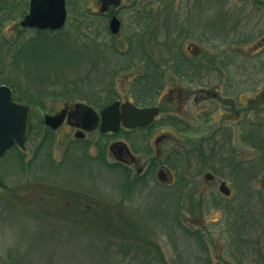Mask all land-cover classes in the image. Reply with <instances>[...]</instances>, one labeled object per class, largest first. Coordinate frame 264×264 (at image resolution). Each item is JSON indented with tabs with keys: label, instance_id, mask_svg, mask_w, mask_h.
I'll return each instance as SVG.
<instances>
[{
	"label": "rangeland",
	"instance_id": "374dc122",
	"mask_svg": "<svg viewBox=\"0 0 264 264\" xmlns=\"http://www.w3.org/2000/svg\"><path fill=\"white\" fill-rule=\"evenodd\" d=\"M29 1L0 0V85L32 108L25 150H11L0 159V264H205L208 258L212 264H239L226 253L227 221H236L220 208L209 209L206 198L236 205L234 167L264 154L243 141L249 130L264 137V0H148L158 9L167 6L169 17L148 23L141 46L110 40L107 25L81 30L72 19L62 30H27L13 39ZM182 30H194L202 39L186 36L181 42ZM180 43L192 63L189 71L175 56ZM148 60L159 68L152 69ZM148 70V83L137 80ZM134 84L149 91L141 107L164 110L156 128L110 135L95 131L77 140L74 127L63 125L53 131L49 149L47 143L39 151L46 115L77 104L100 111L115 100L136 103ZM172 89L175 99L180 91L189 101H166ZM201 91L209 97L197 94ZM116 141L128 145L143 175L155 160L154 178L127 200L121 173L99 162L87 164L83 155L96 156L100 145L109 162H121L109 151ZM66 151H71L69 158L81 156L66 159L62 169ZM172 152L179 153L180 162ZM135 166L126 168L137 178ZM161 169L165 181L158 176ZM259 169L257 177L248 173L246 178L252 193L264 199V171ZM207 174L213 176L209 181ZM181 179L190 188L179 207ZM223 182L229 193L221 190ZM255 205L248 209L256 210L260 224L255 221L244 239L249 251L243 264H264V208ZM176 210L186 228L213 235L205 238L208 255L181 234ZM121 217L124 221L114 227ZM125 226L129 237L119 239Z\"/></svg>",
	"mask_w": 264,
	"mask_h": 264
},
{
	"label": "trees",
	"instance_id": "16d2710c",
	"mask_svg": "<svg viewBox=\"0 0 264 264\" xmlns=\"http://www.w3.org/2000/svg\"><path fill=\"white\" fill-rule=\"evenodd\" d=\"M140 46H141V44H140ZM142 57H146V55H142ZM148 62H150V66H152L151 67L152 69L154 68L155 70H157V68H159V66L157 64L151 62L150 60H148ZM187 62L189 63V65H192L190 60H187ZM189 69H188V71H189ZM150 78H151V71L148 70V73L146 75H144L143 77H141L137 80H142V81H145V83H148ZM133 87H134V90L131 93V95H133V98L136 97V100H135L136 103L141 104V105H146V104H143V103H146L145 101H147V99H144V96L149 91L148 92L143 91L142 89L137 87V84H134ZM145 88H146V84L144 85L143 89L146 90ZM113 94H115V96L118 97V95H116L115 92H113ZM137 96H139V97H137ZM24 101H26V100H24ZM157 126H158L157 124H154L149 128L150 129L156 128ZM31 130H32V128H31ZM243 137H244L243 141L245 143H247L246 147L249 146L250 148H252L258 152H261V151L264 152V150H263V148H264V137H262L260 134H258L255 130H249V134H244ZM53 138H54L53 130L47 128L45 138L42 140V142L40 143V145L38 147L39 151H41V149H45V147H48V149H49ZM47 143H48V145L43 147V145L47 144ZM98 146H99V151L97 152L96 156L89 157L88 155L83 154L84 156H86V163L91 164V162H99L101 164V166L105 167L107 170L120 172L121 177L120 176L119 177L121 179V186H122L121 188L123 189L122 190L123 196H126L125 200H127V198H129V197L131 198V195L134 191L144 189L146 187V184H148V181L154 178V174H155V170H156L154 159L151 160L152 164H150L148 170L146 171V173L143 176L140 175L139 177L134 178L132 176V174L129 172V170L123 166L122 163H115V164L109 163L106 159L105 148L101 147L100 145H98ZM12 150H14L16 153L19 150V152L21 153V150L17 147H15ZM70 152L71 151H66V153H65L66 157H64L62 162H60L61 164H59V165H62V169L65 167L64 161L69 158L67 155ZM148 152L151 154L150 150H148ZM80 156H81L80 154H75L71 158L76 157L78 159ZM172 156H174L175 159H177L179 162L181 161V158H180V155L178 152H172L171 157ZM71 158H69V162L71 161ZM18 159L20 160L21 166H24V161H23L22 157L20 156V158H19V156H18ZM259 168H261V170L264 171V154H262V156L259 159L255 160L253 162H243V163L234 167L235 170H234L233 175L231 177V181H233L235 188H236V192H237V199H236L237 203H236V205L231 206L229 203L221 200L220 198H218L216 196H214L213 198H212V196L211 197L207 196V198L205 197L206 202H208L210 204L209 209H212L213 207L214 208H220L224 211L225 214H227V216L229 217L228 220L236 221L234 223L227 221V225L229 226V228H228L227 233L225 234V238L227 239V242H228V251L226 253L228 256H231L232 258H238L239 264L245 263V259L248 256L249 249H248L247 242L244 239L249 234L252 233L253 227H251V225H254L255 221L258 224H260V222L257 219L261 218V217L256 215L255 209L251 210V209H248V207H249V205L257 204V205L262 206L264 208L263 197L259 193L258 194L252 193L250 182L246 178V174H248V173L252 176L253 179L255 177H257L258 173L260 172ZM181 180L183 181V187L184 188H181V196H180V199L178 200L179 207H180V204L184 201L185 195L183 193L190 188V183L188 181H185L183 179H181ZM73 198H77V197L74 196ZM257 205H255V206H257ZM174 218H175V221L177 223V228L179 229V231H181V234H183V236H185V238L195 241L196 244L199 246L200 250L208 255L209 254V245H208V243H206L205 238L212 237L213 235L210 234V232L207 229H202V230H193L192 229V230H190L189 228H186L182 224L181 219L179 217V213L177 210L174 213ZM233 218H235V219H233ZM236 218H238V220H236ZM122 221H124V219L122 217H121L120 221H115V223L113 224L114 227L117 228V224L121 223ZM125 222H126V220H125ZM124 229L125 230L122 231L121 235L118 236L119 239H122V237L126 233L129 232V230L126 226ZM110 236L116 238V236L113 235V233ZM127 237H129V233L127 235H125V237H123V238L126 240ZM120 247H123L122 244L118 245V248H120ZM162 262L165 263V260L163 259ZM204 262H205V264H212L211 259H209V258L207 260L205 259ZM224 264H226V263L224 262Z\"/></svg>",
	"mask_w": 264,
	"mask_h": 264
},
{
	"label": "flooded vegetation",
	"instance_id": "af4514ba",
	"mask_svg": "<svg viewBox=\"0 0 264 264\" xmlns=\"http://www.w3.org/2000/svg\"><path fill=\"white\" fill-rule=\"evenodd\" d=\"M29 4V5H28ZM27 4L28 11L23 16L22 20L25 18L27 14H29L30 9L32 7V0H30ZM196 3L195 5H197ZM193 12L195 14L196 8ZM65 9H66V21L62 28H65L68 21L72 19L77 25H79L78 29H81L83 25L87 30H90V25L100 23L103 25H107L106 30L108 31L110 40L117 41L120 38H123L121 40L123 41H138L139 45L142 41L146 39V34L148 31V28L146 27L148 23L152 21L161 20V23H164L166 19L169 17V12L167 6H163L162 8L158 9L155 6V2L148 1V0H65ZM205 14L206 9H203ZM177 18H180V14L177 13ZM202 17H197L199 21H201ZM21 20V22H22ZM21 22L18 25L17 29H15L16 33L14 34L13 39H17L20 37V35H24V33L27 32V30H40V31H58L62 30V28L57 30H50V29H38V28H31V27H22ZM197 26H201V22L196 23ZM178 26V23H176ZM82 30V29H81ZM178 30V27H177ZM181 30V29H180ZM179 31V30H178ZM177 31V32H178ZM182 35L184 36H191V38L202 39L201 34H195L194 30L183 32ZM155 32L151 33L149 36H147V39L151 40L152 36ZM80 35V34H79ZM203 35V34H202ZM100 36V35H99ZM97 36V37H99ZM206 94V97H209V92L207 91H201L197 94ZM175 91L174 89L171 90L170 96L167 98V101H169L171 104H180L184 105L185 102L189 101V96H183L180 91H177L176 93V99H175ZM199 99V96H198ZM204 101L205 99L202 98ZM123 103L128 102L129 100L122 101ZM65 108V107H64ZM63 108V109H64ZM160 109V115H163V108L158 107ZM61 109L59 113H62ZM100 111H97L99 122L97 124H94L92 129L87 128L88 126V120H87V112L85 106H71L68 107L65 111V122L63 125L72 126L76 130V138L77 140H85L86 135L99 131L102 135H110L114 133H102L100 130ZM60 113V114H61ZM158 117V118H159ZM157 118V119H158ZM61 125V127L63 126ZM164 127V126H163ZM139 130H146V128L138 127L135 129H125L121 128L118 132H134ZM185 131H188V128L183 129ZM182 133H185L183 132ZM187 133V132H186ZM115 136V135H114ZM109 151L112 153V156H114L116 159L121 160L124 167L131 164L138 168V175L142 174V168L138 167V160L137 157H134L131 154V150L129 149L128 145L123 141H116L109 147ZM128 158L130 160H128ZM108 161V160H107ZM109 162V161H108ZM111 163V162H110ZM130 172V171H129ZM171 173V172H170ZM159 175V174H158ZM160 177L164 179V181L167 179L162 174H160Z\"/></svg>",
	"mask_w": 264,
	"mask_h": 264
},
{
	"label": "water",
	"instance_id": "95a60500",
	"mask_svg": "<svg viewBox=\"0 0 264 264\" xmlns=\"http://www.w3.org/2000/svg\"><path fill=\"white\" fill-rule=\"evenodd\" d=\"M65 21V0H32L30 12L22 20L21 25L22 27L57 30L64 26ZM120 104L116 101L101 112L102 132H118L121 125L129 129L146 127L154 123L159 114L157 107L140 109L133 104L126 103L120 109ZM86 112L87 128L92 129L98 121V116L92 108H87ZM31 113L32 110L28 104L14 100L10 87L0 85V158L15 145L21 149L26 148ZM64 119L65 110L57 116L47 115L45 123L57 130L63 124ZM212 177L211 174H207L206 180ZM225 187L226 184L223 183L222 190Z\"/></svg>",
	"mask_w": 264,
	"mask_h": 264
}]
</instances>
